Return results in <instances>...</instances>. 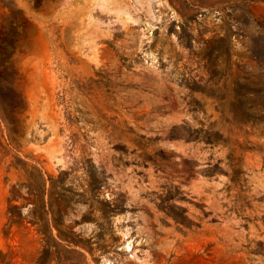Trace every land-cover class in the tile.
<instances>
[{"label":"rangeland","instance_id":"1","mask_svg":"<svg viewBox=\"0 0 264 264\" xmlns=\"http://www.w3.org/2000/svg\"><path fill=\"white\" fill-rule=\"evenodd\" d=\"M10 1L0 264H264V0Z\"/></svg>","mask_w":264,"mask_h":264},{"label":"bare ground","instance_id":"2","mask_svg":"<svg viewBox=\"0 0 264 264\" xmlns=\"http://www.w3.org/2000/svg\"><path fill=\"white\" fill-rule=\"evenodd\" d=\"M152 181H154V180H152ZM153 183V182H152ZM203 192H204V190L202 191V190H200L198 187H195V188H192V193L193 194H195V196H196V201L195 202H199L198 200H200L201 198H204V197H202L203 196ZM215 191H212V192H210V193H206V194H210L209 195V202H210V205L211 206H213L214 207V205H215V197L217 196V195H215V193H214ZM205 196V195H204ZM205 198L207 199V197L205 196ZM208 202V203H209ZM196 204V203H195ZM218 204V203H217ZM209 205V204H208ZM219 205H220V203H219ZM140 206V205H139ZM209 207V206H208ZM215 208V207H214ZM221 210V209H220ZM193 218V217H192Z\"/></svg>","mask_w":264,"mask_h":264},{"label":"trees","instance_id":"3","mask_svg":"<svg viewBox=\"0 0 264 264\" xmlns=\"http://www.w3.org/2000/svg\"><path fill=\"white\" fill-rule=\"evenodd\" d=\"M0 2L4 3L8 7H13V3L10 0H0Z\"/></svg>","mask_w":264,"mask_h":264}]
</instances>
